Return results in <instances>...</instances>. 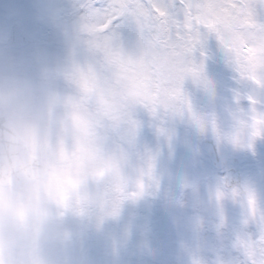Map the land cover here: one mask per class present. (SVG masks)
<instances>
[{"label": "clouds", "instance_id": "clouds-1", "mask_svg": "<svg viewBox=\"0 0 264 264\" xmlns=\"http://www.w3.org/2000/svg\"><path fill=\"white\" fill-rule=\"evenodd\" d=\"M96 56L89 47L83 58L74 52L63 68L0 63V264H125L127 249L113 242H126L122 212L138 200L124 193L135 190L151 152L128 106L98 116L88 105L87 133L73 123L76 69ZM155 176L159 187L153 182L144 198L167 200L170 181L157 160Z\"/></svg>", "mask_w": 264, "mask_h": 264}, {"label": "snow or ice", "instance_id": "snow-or-ice-1", "mask_svg": "<svg viewBox=\"0 0 264 264\" xmlns=\"http://www.w3.org/2000/svg\"><path fill=\"white\" fill-rule=\"evenodd\" d=\"M128 25L138 37L132 50L117 37ZM82 31L97 56L86 67H77L80 94L69 104L73 123L85 133L93 118L88 105L95 106L98 116L112 115L119 105L135 113L144 109L159 121L156 130L161 136L168 135L162 126L167 119L179 117L201 133L211 131L218 143L227 141L238 149L254 151L256 141L264 140V0H88ZM211 40L223 49L240 86L234 92L230 129H223L215 115H202L185 90V81L191 80L215 95L207 69ZM156 160L149 153L135 190L125 192V198H144L153 182L159 187ZM227 199L244 209L241 227L229 244L241 254L239 264H264V207L250 188L233 187L225 179L215 191L218 229L226 227Z\"/></svg>", "mask_w": 264, "mask_h": 264}, {"label": "rangeland", "instance_id": "rangeland-1", "mask_svg": "<svg viewBox=\"0 0 264 264\" xmlns=\"http://www.w3.org/2000/svg\"><path fill=\"white\" fill-rule=\"evenodd\" d=\"M87 2L0 0V39L8 35L13 22H18L29 35H36L42 29L46 34L44 42L21 52L0 50V63L7 61L15 67L63 68L74 52L83 58L88 51L87 41L81 40L83 8ZM55 19H58L56 26ZM49 32L53 35L47 39ZM117 37L126 50L134 49L138 40L132 25L123 27ZM208 47L207 69L217 86L215 95L197 88L191 80L186 82L185 89L202 115H215L223 129H230L235 109L234 92L240 86L218 42L211 40ZM135 118L142 124L141 141L148 152L156 154L157 171L169 178L171 191L167 200L149 196L126 204L122 212L127 226L126 242L121 245L120 240L114 241L113 249L121 246L127 249L125 264H194V261L239 264L241 254L229 244L241 227L244 209L231 199L225 200L226 227L218 229L215 191L224 181L225 171L216 172L199 146L201 138L214 135L211 131L201 133L185 119L169 117L164 124L168 135L161 136L156 131L160 124L144 109H138ZM224 143L229 148L231 160L239 163L242 188H250L258 204L264 207V140L256 141L254 151ZM187 187L190 190L184 192ZM184 225L194 233L190 243L183 235Z\"/></svg>", "mask_w": 264, "mask_h": 264}, {"label": "water", "instance_id": "water-1", "mask_svg": "<svg viewBox=\"0 0 264 264\" xmlns=\"http://www.w3.org/2000/svg\"><path fill=\"white\" fill-rule=\"evenodd\" d=\"M7 42L13 47H22L29 41L20 33L18 26L15 25L11 29V36ZM201 146L209 155L215 168L220 170L226 166L229 160L228 150L222 143H218L216 138L203 139L201 141ZM226 179L231 184V186H235L241 182V177L237 172L234 171H229ZM187 236L189 239L191 238L189 233H187Z\"/></svg>", "mask_w": 264, "mask_h": 264}]
</instances>
